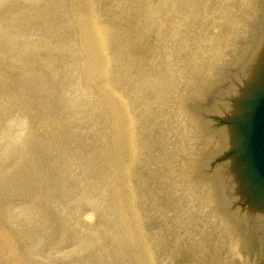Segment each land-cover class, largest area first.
<instances>
[{"label":"rangeland","instance_id":"obj_1","mask_svg":"<svg viewBox=\"0 0 264 264\" xmlns=\"http://www.w3.org/2000/svg\"><path fill=\"white\" fill-rule=\"evenodd\" d=\"M94 1L110 31L115 83L131 112L143 119L137 134L144 150L129 173L157 264H246L249 256L250 264L258 259L264 264L258 225L212 220L214 204L202 203L211 184L194 180L193 189L184 187L178 170L185 152L169 123V93L152 82L160 74L166 86L171 64L185 63V40L199 47L213 0ZM75 4L0 0V231L14 244L12 250L0 233V264H135L133 246L109 235L113 230L122 236L109 179L115 160L113 114L103 107L93 116L88 108L68 105L63 95L70 82L82 84L62 55L64 46L79 38ZM48 45L55 48L52 57ZM81 57L74 58L76 68ZM85 86L86 95L98 102V93ZM49 119L58 122L51 127ZM198 140L194 147L203 144ZM198 152L202 176L215 160L202 165ZM80 212L92 220L81 223ZM236 226L241 258L231 247Z\"/></svg>","mask_w":264,"mask_h":264},{"label":"bare ground","instance_id":"obj_2","mask_svg":"<svg viewBox=\"0 0 264 264\" xmlns=\"http://www.w3.org/2000/svg\"><path fill=\"white\" fill-rule=\"evenodd\" d=\"M97 4L94 0H76L74 8L80 27L79 38L76 44L65 45L62 55L69 59L68 67L71 73L75 74L74 70L77 69L78 75L75 76L82 80V84L80 81L70 82L64 87L63 95L67 97L68 105L74 108H88L93 116L103 107L108 115L112 112L115 160L111 165L109 179L113 185L112 199L119 215L122 236L113 230H110L109 235L120 237L133 246L135 264H157L154 250L144 234L142 212L138 205L140 195L130 183L129 173L130 165L141 158V152L144 150L143 138L137 134L138 125L143 119L142 115L138 119V116L131 112L130 103L120 92V86L115 83L113 58L110 53V31L99 14L97 15ZM212 9L211 17L208 14L210 18L206 17L202 21V27L207 28L203 29L199 36V47H192L185 40L184 44L188 47L184 48L187 54L185 63H181L178 68L179 63L173 66L171 64L170 81H167L166 86L160 74L156 75L152 82L158 81V88L161 91L166 89L169 93V123L173 124V130L178 133L182 142L178 149L185 152L184 161L178 170L184 187L190 186L193 189L194 185L191 183L194 180L211 184L210 195L205 194L206 199L203 197L202 203L214 204L216 210L210 214L212 220H222L229 225L231 220H234L237 225L248 227L257 224L261 228V245L258 252L260 257L264 258V255L261 256L264 253V220L249 208L243 210L238 207L241 202H237L239 195L232 160H227L215 169L211 167L210 172L201 176L197 164L199 158H196L198 150V153L202 154L200 163L208 164L209 159H216L231 148V128L221 127L216 123L232 116L237 95L264 44V0H213ZM2 44L6 45V40ZM50 46H46L45 50L52 57L50 52H56L53 45ZM77 54L82 56L76 60L81 63L78 68L73 64ZM85 85H89L98 93V102L92 101L86 95ZM208 93L213 94V97L208 96ZM49 122L52 127L58 121L49 119ZM199 138L204 139L203 144L194 147ZM176 191L177 189H173V192ZM87 202L92 203L91 197ZM79 214V221L83 224L92 220V217L84 212ZM0 233L13 250L14 244L9 234L6 231ZM241 242L242 237L236 226L232 230L231 247L234 255L240 258ZM244 261L250 264L253 258L249 256ZM253 264H263V260L258 259Z\"/></svg>","mask_w":264,"mask_h":264},{"label":"water","instance_id":"obj_3","mask_svg":"<svg viewBox=\"0 0 264 264\" xmlns=\"http://www.w3.org/2000/svg\"><path fill=\"white\" fill-rule=\"evenodd\" d=\"M231 148L223 160H232L242 205L264 220V44L235 100Z\"/></svg>","mask_w":264,"mask_h":264}]
</instances>
